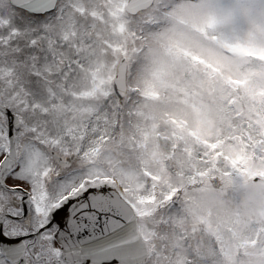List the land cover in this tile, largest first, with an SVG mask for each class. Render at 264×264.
<instances>
[{"label": "snow or ice", "instance_id": "1", "mask_svg": "<svg viewBox=\"0 0 264 264\" xmlns=\"http://www.w3.org/2000/svg\"><path fill=\"white\" fill-rule=\"evenodd\" d=\"M0 264H264V0H0Z\"/></svg>", "mask_w": 264, "mask_h": 264}]
</instances>
